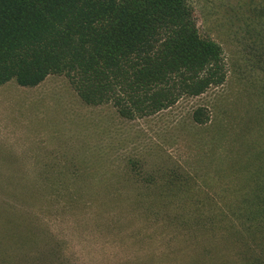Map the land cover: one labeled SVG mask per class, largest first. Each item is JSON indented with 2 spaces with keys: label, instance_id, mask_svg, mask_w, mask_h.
I'll return each mask as SVG.
<instances>
[{
  "label": "rangeland",
  "instance_id": "obj_1",
  "mask_svg": "<svg viewBox=\"0 0 264 264\" xmlns=\"http://www.w3.org/2000/svg\"><path fill=\"white\" fill-rule=\"evenodd\" d=\"M191 1L200 34L221 45L228 66L225 83L203 94L125 118L85 103L63 74L0 85V204L29 213L56 264H257L169 206L148 211L133 199L136 179L177 164L196 188L222 186L227 128H264V19L250 6L264 1ZM198 106L203 122L192 116Z\"/></svg>",
  "mask_w": 264,
  "mask_h": 264
},
{
  "label": "trees",
  "instance_id": "obj_2",
  "mask_svg": "<svg viewBox=\"0 0 264 264\" xmlns=\"http://www.w3.org/2000/svg\"><path fill=\"white\" fill-rule=\"evenodd\" d=\"M250 6L263 20L264 2ZM227 67L221 45L200 34L191 0H0V85L63 74L85 103L137 118L223 85ZM202 112L193 110L196 122ZM246 129L225 131L222 186L196 188L177 164L136 179L133 199L148 211L169 206L174 218L264 264V128ZM28 215L0 204V264L57 263L56 248L50 257L41 251Z\"/></svg>",
  "mask_w": 264,
  "mask_h": 264
}]
</instances>
